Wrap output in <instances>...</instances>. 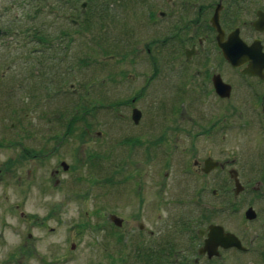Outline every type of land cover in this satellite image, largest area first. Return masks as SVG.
Masks as SVG:
<instances>
[{
  "label": "rangeland",
  "instance_id": "rangeland-1",
  "mask_svg": "<svg viewBox=\"0 0 264 264\" xmlns=\"http://www.w3.org/2000/svg\"><path fill=\"white\" fill-rule=\"evenodd\" d=\"M83 1L74 3V11ZM130 1L125 0L126 7ZM64 4V0H0V29L7 31L0 38V264H145L140 253L146 243L139 241L136 233L128 234L136 230L129 227L132 206L125 205L132 189L128 174L134 166L122 158L134 155L114 144L124 120L114 112L113 77L116 71L123 73L119 88L134 92L147 79L146 59L163 65L175 60L174 54H158L155 48L151 54L144 52L147 40L141 36L135 38L134 51L123 58L121 49L114 51L110 32L105 35L107 42L100 43L95 15L88 14L91 20L85 32L84 23L75 27L66 18L73 9L68 2ZM38 5L41 11L37 13ZM94 10L87 6V13ZM110 11H119L120 20L126 23L133 20L131 8L126 11L115 5L105 12ZM60 29L71 31L72 38L77 35L70 49L57 45ZM37 33L48 35L50 44L35 41L32 35ZM157 78H152L151 92H145L150 93L148 98L144 95L138 105L151 118L152 130L162 125L191 126V117L173 115L178 106L172 94L175 90L170 88L172 76L165 81L168 91ZM119 109L125 114L123 105ZM177 135L179 139L170 138L167 148L152 149L150 171L161 174L158 180L152 177V191L167 195L164 190H171L172 184L179 188L174 175H163L162 165L164 158L173 161L176 170L183 165L186 136ZM4 140L8 146L2 145ZM214 140L230 141V150L239 152L236 147L243 135L233 127L216 134ZM32 150L38 153L34 159ZM12 157L13 163L7 165L6 160ZM100 194L104 201L110 199L106 207H101ZM113 199L121 204L118 210L125 217L121 227L109 218ZM161 210L160 225H166V213L172 217L181 214L178 208ZM42 221L55 227L52 234L43 225L33 224ZM49 241L54 243L52 252L43 248ZM21 248L37 250L40 256L27 255Z\"/></svg>",
  "mask_w": 264,
  "mask_h": 264
},
{
  "label": "flooded vegetation",
  "instance_id": "flooded-vegetation-1",
  "mask_svg": "<svg viewBox=\"0 0 264 264\" xmlns=\"http://www.w3.org/2000/svg\"><path fill=\"white\" fill-rule=\"evenodd\" d=\"M92 1H83L74 11L76 4L64 0V5L68 2L73 9L66 18L75 27L84 23L82 30L86 32L91 20L88 14L95 15L100 43L107 42L105 35L110 32L112 47L116 52L121 49L123 58L134 51L135 38L141 36L147 40L144 52L151 54L155 48L158 54L171 53L175 58L163 65L145 58L147 79L134 92L119 88L123 73L116 71L113 77L114 112L125 122L121 130L117 125L119 134L114 144L134 155L122 158L134 166L128 174L132 189L125 205L132 206L129 216L133 223L129 227L136 230L128 234L136 233L137 239L146 243L140 253L145 264H264V0H131L127 6L133 13L130 23L120 20L119 11L105 12L115 5L128 11L125 0H99L97 6L98 0ZM88 5L97 12L87 13ZM58 33L57 45L62 50L70 49L78 39L77 35L72 38L71 31L60 29ZM6 35L7 31L0 29V38ZM229 48L239 52L238 65L226 58L224 52ZM155 76L164 85L172 76L170 88L175 90L171 93L178 106L173 115L191 117V126L162 125L152 130L151 118L138 105L144 95H150L145 92H151ZM121 105L126 108L125 114L120 112ZM135 109L140 111L137 121ZM233 127L243 135L236 147L239 152L230 150V141L214 140L216 134ZM177 133L186 136L183 165L176 170L169 158H164L162 165L163 175H174L179 188L172 184L171 190H164L167 195L152 191V177L158 180L161 175L150 171L152 149L167 148L164 146L171 143L170 138L179 139ZM4 141L2 145L8 146ZM37 155L32 150V159ZM13 159L6 160L7 165ZM104 198L99 195V201ZM109 200L101 207H106ZM120 206L113 199L109 218L116 227H121L125 219L118 210ZM170 208H178L181 214L172 217L166 213V225H160L161 209L169 212ZM113 216L121 222H115ZM33 224L43 225L44 221ZM46 224L43 228L52 234L55 227ZM53 246V242H47L44 251L52 252ZM21 250L40 256L37 250Z\"/></svg>",
  "mask_w": 264,
  "mask_h": 264
},
{
  "label": "water",
  "instance_id": "water-1",
  "mask_svg": "<svg viewBox=\"0 0 264 264\" xmlns=\"http://www.w3.org/2000/svg\"><path fill=\"white\" fill-rule=\"evenodd\" d=\"M226 58L233 64V65H238V61H239V52L229 48L224 52ZM140 116V111L138 109L134 110V119L135 121H137L139 119ZM62 165L64 166V168H68L67 164L65 162H62ZM112 219L117 222L120 223L121 219H119L116 216H113Z\"/></svg>",
  "mask_w": 264,
  "mask_h": 264
},
{
  "label": "trees",
  "instance_id": "trees-1",
  "mask_svg": "<svg viewBox=\"0 0 264 264\" xmlns=\"http://www.w3.org/2000/svg\"><path fill=\"white\" fill-rule=\"evenodd\" d=\"M36 1H39V0H36ZM40 1H42V0H40ZM45 1V0H44ZM61 1V0H60ZM63 1V0H62ZM77 0H75L74 2H72V3H75ZM93 1H95V0H93ZM92 1V2H93ZM47 3V2H46ZM36 10H37V13L38 12H40L41 10H40V8H39V5L37 6V8H36ZM32 38H34V40L36 41V40H38V41H40V43H43V44H45V45H49L50 44V37H48V35H45V33H43V34H39V33H37V34H35V35H32ZM92 42V41H91ZM94 42V41H93ZM97 42V41H96ZM92 46V45H91ZM93 47V46H92ZM76 119V118H75ZM73 121V120H72ZM71 121V122H72ZM75 121V120H74ZM69 126H70V124H69ZM70 128V127H69ZM87 133L86 132V130H84L83 131V133Z\"/></svg>",
  "mask_w": 264,
  "mask_h": 264
}]
</instances>
